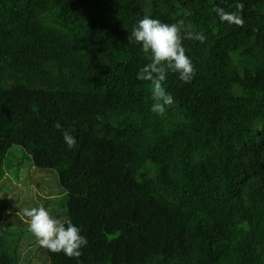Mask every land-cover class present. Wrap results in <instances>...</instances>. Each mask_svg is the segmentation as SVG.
I'll return each mask as SVG.
<instances>
[{"label":"trees","instance_id":"16d2710c","mask_svg":"<svg viewBox=\"0 0 264 264\" xmlns=\"http://www.w3.org/2000/svg\"><path fill=\"white\" fill-rule=\"evenodd\" d=\"M238 2L243 27L214 11ZM146 12L207 37L184 41L196 74L169 73L163 116L129 43ZM25 162L88 245L32 243L17 205L0 264H264V0H0V181Z\"/></svg>","mask_w":264,"mask_h":264},{"label":"clouds","instance_id":"9594fccd","mask_svg":"<svg viewBox=\"0 0 264 264\" xmlns=\"http://www.w3.org/2000/svg\"><path fill=\"white\" fill-rule=\"evenodd\" d=\"M235 11L227 12L223 8H214L222 22L243 27V3L234 5ZM184 21L175 23L162 22L147 12L133 27L129 43L133 40L141 46L148 57V63L138 71L137 78L150 85L151 111L159 116L175 104L174 96L166 90L165 84L169 73L178 74L181 81L190 83L196 69L192 59L186 54L184 41L197 40L204 43L207 37L202 32L183 31ZM57 129L61 125L57 123ZM72 129L62 131L63 139L69 149L76 146L77 140ZM30 232L39 245L52 253H63L68 258H79L88 240L81 235V229L71 221H65L51 214L43 205L24 210Z\"/></svg>","mask_w":264,"mask_h":264},{"label":"rangeland","instance_id":"374dc122","mask_svg":"<svg viewBox=\"0 0 264 264\" xmlns=\"http://www.w3.org/2000/svg\"><path fill=\"white\" fill-rule=\"evenodd\" d=\"M28 164L30 165V162L23 163L18 177L16 176L17 178L13 177L11 173H7V179L0 181V224L3 227L6 226L8 219L15 220V213L23 219L21 211L17 210V205H22L24 210L34 207L31 200H34V203L38 206H46L50 212L55 211L62 214L65 211V195L57 190L55 177L51 173L38 172L34 168H29ZM39 180L43 184L41 189L36 186ZM49 185H51V189L47 188ZM44 189L46 190L44 191ZM48 193L49 195L51 193V195L49 196ZM36 241L37 239L32 243ZM25 250L27 248L23 250L22 258ZM32 264H35V262Z\"/></svg>","mask_w":264,"mask_h":264}]
</instances>
